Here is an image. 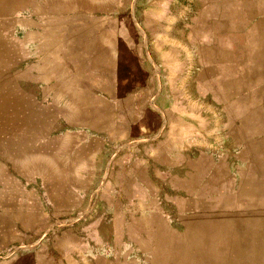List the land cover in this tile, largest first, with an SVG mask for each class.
I'll return each instance as SVG.
<instances>
[{"label": "rangeland", "instance_id": "1", "mask_svg": "<svg viewBox=\"0 0 264 264\" xmlns=\"http://www.w3.org/2000/svg\"><path fill=\"white\" fill-rule=\"evenodd\" d=\"M142 2L0 0V264H264V241L222 218L236 186L196 210L105 200L137 138L114 104Z\"/></svg>", "mask_w": 264, "mask_h": 264}, {"label": "crops", "instance_id": "2", "mask_svg": "<svg viewBox=\"0 0 264 264\" xmlns=\"http://www.w3.org/2000/svg\"><path fill=\"white\" fill-rule=\"evenodd\" d=\"M138 12L148 23L110 31L125 56L116 117L137 138L105 200L196 210L236 186L222 218L264 241V0H143Z\"/></svg>", "mask_w": 264, "mask_h": 264}]
</instances>
